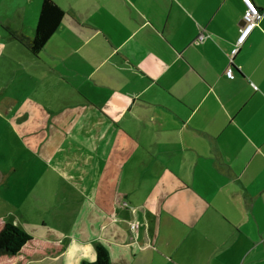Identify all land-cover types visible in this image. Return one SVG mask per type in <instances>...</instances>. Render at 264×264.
Here are the masks:
<instances>
[{
    "label": "crops",
    "instance_id": "0c3cea01",
    "mask_svg": "<svg viewBox=\"0 0 264 264\" xmlns=\"http://www.w3.org/2000/svg\"><path fill=\"white\" fill-rule=\"evenodd\" d=\"M54 1L0 128V221L65 246L26 264H264V0L232 63L243 0Z\"/></svg>",
    "mask_w": 264,
    "mask_h": 264
},
{
    "label": "trees",
    "instance_id": "16d2710c",
    "mask_svg": "<svg viewBox=\"0 0 264 264\" xmlns=\"http://www.w3.org/2000/svg\"><path fill=\"white\" fill-rule=\"evenodd\" d=\"M54 0H43L34 38L18 31L8 30L9 36L34 55H38L60 27L66 13ZM65 246L37 238L22 227L0 221V264H26L35 258H54L63 252ZM96 260L82 264H111L108 248L96 244Z\"/></svg>",
    "mask_w": 264,
    "mask_h": 264
},
{
    "label": "rangeland",
    "instance_id": "374dc122",
    "mask_svg": "<svg viewBox=\"0 0 264 264\" xmlns=\"http://www.w3.org/2000/svg\"><path fill=\"white\" fill-rule=\"evenodd\" d=\"M33 4L28 0H0V128L13 126L14 118L7 112L9 87L14 79V70L25 68L23 64L30 58L29 51L16 39L9 37L8 30L21 32L27 37L33 36L36 24ZM1 132L0 157H6L8 144L15 142L14 135L7 129Z\"/></svg>",
    "mask_w": 264,
    "mask_h": 264
},
{
    "label": "built area",
    "instance_id": "2783aa9c",
    "mask_svg": "<svg viewBox=\"0 0 264 264\" xmlns=\"http://www.w3.org/2000/svg\"><path fill=\"white\" fill-rule=\"evenodd\" d=\"M244 2V7H246L245 13L243 15L242 19V25L240 27L239 37L236 41L235 47L231 51V63L233 60V57L239 52L241 46L244 45V43L248 40L250 37L251 33L254 31L258 24V20L261 19V11L259 8L256 6L253 0H243ZM208 38L207 33L202 31L198 38V42H203L205 39ZM233 67H229L226 71V75L229 79H234L235 78V73ZM138 226L134 225L132 226V229L135 230Z\"/></svg>",
    "mask_w": 264,
    "mask_h": 264
}]
</instances>
